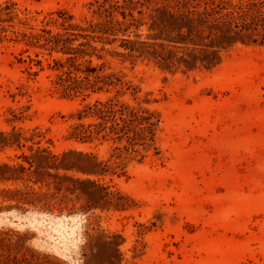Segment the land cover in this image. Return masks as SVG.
Instances as JSON below:
<instances>
[{"label":"rangeland","instance_id":"rangeland-1","mask_svg":"<svg viewBox=\"0 0 264 264\" xmlns=\"http://www.w3.org/2000/svg\"><path fill=\"white\" fill-rule=\"evenodd\" d=\"M92 1L0 0V161L23 162L42 146L109 165L106 174L67 172L99 181L106 199L64 189L49 210L0 212V264H264V44L238 43L215 68L192 71L110 57L104 74L122 86L67 97L55 84L63 55L32 36L62 31L61 13L90 17ZM113 97L157 120L125 159L112 156L117 144L71 137L79 110Z\"/></svg>","mask_w":264,"mask_h":264},{"label":"trees","instance_id":"trees-1","mask_svg":"<svg viewBox=\"0 0 264 264\" xmlns=\"http://www.w3.org/2000/svg\"><path fill=\"white\" fill-rule=\"evenodd\" d=\"M90 9L91 16L78 23L74 16L61 13V20L55 22L62 31L44 30L45 34L32 36L43 41L40 46L50 53L63 55L54 59L59 71L55 84L67 97L87 99L92 92L122 86V77L104 74L110 57L148 59L166 70L192 71L215 68L223 51L238 43L264 44V0H94ZM95 58L102 62L95 65ZM75 116L79 121L72 126V138L117 144L112 156L122 159L139 153V141L152 139L157 124L154 112L115 97L96 100ZM89 118L95 120L88 122ZM32 150L31 155H21L23 162L0 161V183L21 182L0 188V212L24 211L26 205L49 210L64 202V189L79 196L90 192L108 196L107 187L99 181L67 175L74 170L108 173V163L92 152L56 154L42 146ZM73 155L83 157L82 165ZM31 182L42 186L37 189ZM82 183L92 188L83 189ZM92 208L89 203L88 210ZM4 240L0 235V248Z\"/></svg>","mask_w":264,"mask_h":264}]
</instances>
